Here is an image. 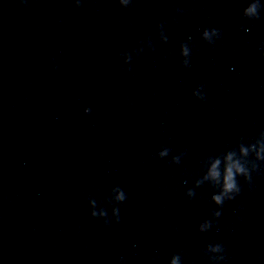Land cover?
<instances>
[{"label": "clouds", "instance_id": "obj_1", "mask_svg": "<svg viewBox=\"0 0 264 264\" xmlns=\"http://www.w3.org/2000/svg\"><path fill=\"white\" fill-rule=\"evenodd\" d=\"M262 10H264V4H261L260 0H251V2L247 4V7L245 9H243V15L245 18H247L249 20H258V19H260V13ZM175 11L181 12V11H187V10L182 9V8H176ZM187 13H188V15H191V13H189V12H187ZM172 19L175 21V17H173ZM161 23H164V22H161ZM242 30L245 32L248 31V30H244V29H242ZM202 33H203V40L209 45H215V43L222 38V32L220 29H217V28H205ZM212 37H216V39L213 40ZM260 51H261V54L264 55V41H262V43H261ZM183 55L184 56L189 55V49L187 46H184V48H183ZM185 64H187L186 61H185ZM200 87L204 88L203 85H200ZM86 111H87V109H86ZM166 154H167L166 152L161 153V155H166ZM228 160L229 161L232 160V154H229ZM219 163H220V161L217 160L212 165V168H211L209 175L213 179H216V178L220 177V175H221V173L217 170V165ZM237 173L244 176V181L248 185L249 190H251V183H252L251 174L247 173L246 169L242 165H240L238 162L229 163L227 168H226V172H225L224 178H223L222 192H221V194L214 195L212 197V200L215 201V204L223 206L226 202L232 201L237 196L240 195L242 187L236 179ZM199 183L200 182L198 181L197 185H199ZM186 195L189 198H193V197H195L196 193L193 189L189 188L187 190ZM117 199L119 201H126L127 197L125 196V194L123 192H121L120 195L117 197ZM239 210L242 211L243 206H241ZM113 211H114L115 219L112 222H115L118 224L120 222V209H119V207H117ZM221 214H222L221 211L212 212L211 215L214 217V220L205 219L202 223L199 224V232L200 233H206V232L210 231L213 227H216L217 221H218L219 217L221 216ZM92 215H93V217H95L97 214L94 212ZM101 215L106 216L107 213H101ZM241 219H242L241 217H239V216L237 217V220H241ZM103 223L105 226H110L111 222L106 219L103 221ZM217 230H219V229L217 228ZM207 246H208V248H210L214 252L223 253L218 258L217 257L209 258L210 264H216L217 260L222 262V264H223V262L226 260V249H225L224 245L222 243H209ZM180 258H181L180 254H173L172 258H171V264H179ZM153 259L154 260L158 259V257H153ZM118 264H124V257H120Z\"/></svg>", "mask_w": 264, "mask_h": 264}]
</instances>
